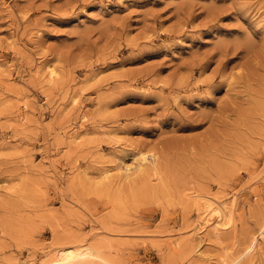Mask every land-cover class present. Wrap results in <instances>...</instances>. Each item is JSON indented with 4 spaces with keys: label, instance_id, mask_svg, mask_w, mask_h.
<instances>
[{
    "label": "rangeland",
    "instance_id": "rangeland-1",
    "mask_svg": "<svg viewBox=\"0 0 264 264\" xmlns=\"http://www.w3.org/2000/svg\"><path fill=\"white\" fill-rule=\"evenodd\" d=\"M262 227L264 0H0V264H264Z\"/></svg>",
    "mask_w": 264,
    "mask_h": 264
},
{
    "label": "bare ground",
    "instance_id": "bare-ground-1",
    "mask_svg": "<svg viewBox=\"0 0 264 264\" xmlns=\"http://www.w3.org/2000/svg\"><path fill=\"white\" fill-rule=\"evenodd\" d=\"M49 68V70H48V77H52L53 75H54V73H55V70H54V68L53 67H48ZM57 74V73H56ZM55 74V75H56ZM54 78V77H53ZM50 79V78H49ZM50 81V80H49ZM75 100V99H74ZM78 138V136H75L73 139H77ZM72 140V139H71ZM145 157H142L141 158V161H142V163L141 164H139V166H142V167H144V162H145ZM147 166V165H146ZM107 167V166H106ZM140 168V167H139ZM151 168V167H150ZM142 170V169H141ZM109 169H105V170H103L102 171V176L104 177V179L107 177V176H109ZM106 180H107V178H106ZM203 205H204V207L203 208H205L207 211H208V214L210 215V217H207L206 218V216L203 218V222L199 225L200 227L198 228V230L199 231H204L207 227V225H210V224H213V230H214V232L216 231V232H218V230L220 229V228H222L223 229V227L225 228V227H227L228 225H230L231 223H229V222H223L222 220H223V217L225 216V205L224 206H221V203L219 202V203H217V202H215L214 200H212L211 198L210 199H205V201L203 202ZM203 208H202V210H203ZM205 211V210H204ZM208 216V215H207ZM214 216H216V218L215 219H213L212 220V218L214 217ZM5 221V220H4ZM206 227V228H205ZM7 230V229H6ZM27 230V229H26ZM15 232V231H14ZM12 233V232H11ZM260 234L262 235V236H264V227H262V229H261V232H260ZM11 238V237H10ZM16 238V237H15ZM253 240H252V242H251V245H250V248L253 246V241L256 239V237H254V238H252ZM16 240V239H15ZM20 246V245H19ZM252 249V248H251Z\"/></svg>",
    "mask_w": 264,
    "mask_h": 264
}]
</instances>
